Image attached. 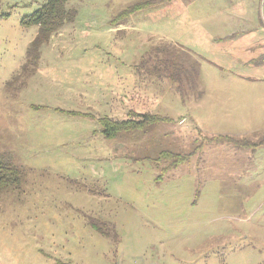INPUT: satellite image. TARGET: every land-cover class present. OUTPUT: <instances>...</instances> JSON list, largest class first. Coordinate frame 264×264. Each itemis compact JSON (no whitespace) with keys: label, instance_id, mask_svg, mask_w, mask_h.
Segmentation results:
<instances>
[{"label":"rangeland","instance_id":"obj_1","mask_svg":"<svg viewBox=\"0 0 264 264\" xmlns=\"http://www.w3.org/2000/svg\"><path fill=\"white\" fill-rule=\"evenodd\" d=\"M45 2L0 0V264H264V0H68L33 67ZM129 113L170 122L105 139Z\"/></svg>","mask_w":264,"mask_h":264},{"label":"trees","instance_id":"obj_2","mask_svg":"<svg viewBox=\"0 0 264 264\" xmlns=\"http://www.w3.org/2000/svg\"><path fill=\"white\" fill-rule=\"evenodd\" d=\"M68 0H46L43 7L34 12L32 15L26 18L23 21V24L26 26H35L37 27V34L34 40L30 43L26 56L27 64L35 67L39 61V48L43 43H47L51 36L58 32L66 23H70L74 16L75 11L67 7ZM150 3H144L135 5L130 8L128 12L131 13L136 10H140L149 6ZM163 54L167 53L166 50L162 51ZM159 63L164 66V71L170 74L171 79L175 81L179 89L182 86V80L184 78H189L190 73L187 69L184 70L180 65L174 63L172 60L164 59L159 60ZM166 66L172 67L174 70L170 72ZM154 70L160 71L159 68L153 67ZM194 75H196V69L191 70ZM138 117L139 119H127L124 121H113L107 117L99 118L98 124L101 128V134L105 139L111 140L114 139L120 133H128L135 131H144L147 128L157 125L163 122H170V119L166 117H161L158 115L143 114L136 115L134 113H129V117ZM211 142L223 141V142H233V145L238 146L239 142H234L230 140L229 137L218 136L217 138H211ZM244 142V141H243ZM264 144L263 141H257L253 143H243L242 147H256ZM198 147H196V152ZM190 154H178L168 151H162L157 155L155 161L158 163H166L167 166L162 170L163 173L168 170L179 166L187 162L190 157ZM23 178V172L20 171L13 163L12 158L8 154H0V196L6 193H9L19 187ZM91 227L100 233V229L96 225H91ZM103 232V231H102ZM106 235L105 233H102Z\"/></svg>","mask_w":264,"mask_h":264},{"label":"crops","instance_id":"obj_3","mask_svg":"<svg viewBox=\"0 0 264 264\" xmlns=\"http://www.w3.org/2000/svg\"><path fill=\"white\" fill-rule=\"evenodd\" d=\"M184 122V120H181L178 124H182Z\"/></svg>","mask_w":264,"mask_h":264}]
</instances>
